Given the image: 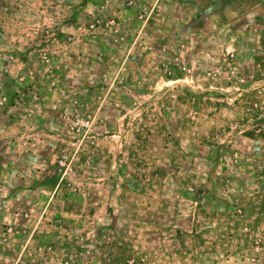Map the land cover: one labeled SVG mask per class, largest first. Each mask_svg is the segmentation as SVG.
<instances>
[{
    "label": "rangeland",
    "instance_id": "rangeland-1",
    "mask_svg": "<svg viewBox=\"0 0 264 264\" xmlns=\"http://www.w3.org/2000/svg\"><path fill=\"white\" fill-rule=\"evenodd\" d=\"M0 264H264V0H0Z\"/></svg>",
    "mask_w": 264,
    "mask_h": 264
}]
</instances>
